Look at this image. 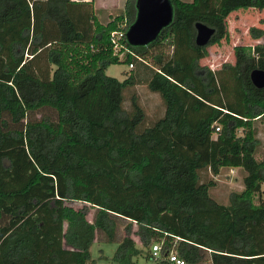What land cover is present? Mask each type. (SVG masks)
<instances>
[{"label": "trees", "instance_id": "obj_1", "mask_svg": "<svg viewBox=\"0 0 264 264\" xmlns=\"http://www.w3.org/2000/svg\"><path fill=\"white\" fill-rule=\"evenodd\" d=\"M94 1L0 0V264H93L97 237L134 264V235L160 264L173 250L186 264H264V88L251 79L264 44L235 46L217 71L201 64L229 40V16L264 0H170L172 23L147 46L125 37L123 60L111 36L135 22L136 0L106 24ZM198 23L215 30L204 47ZM123 62L138 70L107 75ZM141 71L164 107L153 121ZM224 168L245 173L226 204L210 178Z\"/></svg>", "mask_w": 264, "mask_h": 264}, {"label": "rangeland", "instance_id": "obj_2", "mask_svg": "<svg viewBox=\"0 0 264 264\" xmlns=\"http://www.w3.org/2000/svg\"><path fill=\"white\" fill-rule=\"evenodd\" d=\"M127 0H95L93 2L94 14L98 17L99 21L106 24L112 18H115L123 14L125 10V4ZM228 26L230 31L229 40H223L219 44L210 45L208 47L209 55L206 59L201 61V64L211 68L213 71H217L223 67L226 63H235L234 48L235 46H256L258 44H264V38L256 40L250 34V30L254 27L264 30V10L259 11L257 9L239 10L232 13L228 18ZM138 67L135 65L134 69H131L128 64L120 63L112 65L107 70V75L117 78L123 81L126 75H129L132 71H137ZM139 77V85L137 91L141 96L142 104L146 109V112L150 120H155L164 112L161 97L158 94H154L147 88V73L141 71ZM259 126V138L261 139L262 146L258 150L257 158L259 160L264 159V125L258 123ZM245 173L239 169L224 168L217 177L210 175L216 184L211 190V195L220 203H228L229 195L236 191L243 190V178ZM76 208H81V204H75ZM93 210L89 214V219L92 220ZM137 246L141 249V255L135 259L134 264H160L156 261L149 260L145 256L148 251L144 250L140 246L139 238L133 236ZM117 243L101 242L97 237L96 241L90 248L92 263L93 264H118L115 261V254L117 250ZM200 264H210L208 261H204Z\"/></svg>", "mask_w": 264, "mask_h": 264}, {"label": "water", "instance_id": "obj_3", "mask_svg": "<svg viewBox=\"0 0 264 264\" xmlns=\"http://www.w3.org/2000/svg\"><path fill=\"white\" fill-rule=\"evenodd\" d=\"M137 16L129 27L126 37L132 46H147L154 42L162 30L169 26L174 18V7L170 0H136ZM196 43L207 46L215 30L203 23L196 25ZM251 79L257 88H264V71L255 69Z\"/></svg>", "mask_w": 264, "mask_h": 264}, {"label": "built area", "instance_id": "obj_4", "mask_svg": "<svg viewBox=\"0 0 264 264\" xmlns=\"http://www.w3.org/2000/svg\"><path fill=\"white\" fill-rule=\"evenodd\" d=\"M126 37V33L125 32H115L112 34L111 36V41L113 44V49H114V53L116 55L119 56L120 59H124L125 56L127 55V53H131L133 54L125 45L124 43V38ZM129 67L131 69L134 68L133 64H129ZM220 131V128L218 127L216 129V132L218 133ZM261 195L262 198L264 199V183L261 186ZM162 248H163V244L162 243H155L152 246V250H151V254L153 257L155 258H160L161 257V253H162ZM167 258L169 259L170 262L174 263V264H186L185 260L182 259L181 257H179L175 251H171Z\"/></svg>", "mask_w": 264, "mask_h": 264}]
</instances>
